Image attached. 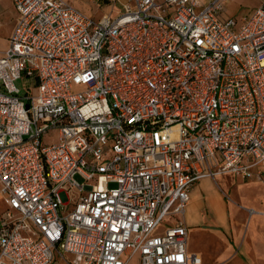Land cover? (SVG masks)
Instances as JSON below:
<instances>
[{"label": "built area", "instance_id": "2783aa9c", "mask_svg": "<svg viewBox=\"0 0 264 264\" xmlns=\"http://www.w3.org/2000/svg\"><path fill=\"white\" fill-rule=\"evenodd\" d=\"M108 2L11 0L0 264H201L194 184L264 179V0Z\"/></svg>", "mask_w": 264, "mask_h": 264}, {"label": "rangeland", "instance_id": "374dc122", "mask_svg": "<svg viewBox=\"0 0 264 264\" xmlns=\"http://www.w3.org/2000/svg\"><path fill=\"white\" fill-rule=\"evenodd\" d=\"M75 6L82 9L84 12L88 14H92L94 16H100L105 12H108L109 9L112 8L113 3L108 4V0H69ZM258 3V0H226V10L228 14L235 13V14H244L247 13L249 10H252L253 7ZM11 0H0V51L3 50L7 45V37L11 31V28L14 24L15 20V11L13 6L11 5ZM118 5L117 1L115 2ZM16 85L20 88L21 92L24 91L22 82L20 80L16 81ZM54 133H51L53 136ZM74 178L78 182H82L83 179L79 174H75ZM231 178L229 175L222 176V178L217 177L213 180V185L218 188L221 192V196L223 199L224 207L234 206L239 214L242 215L245 213L246 210L242 209L245 207L243 204H247V202H252L253 204H257L260 200V194L263 190L264 179L263 181L256 182V181H247L241 180L237 177ZM112 185V184H111ZM204 203L206 205V210L204 214L206 220H212L215 223L217 221V214L214 212V209L210 205V201L208 199V192L204 191ZM240 200V201H239ZM190 202V201H189ZM243 207H241V206ZM2 206V199L0 194V209ZM235 230L241 232L244 225V222L236 218L234 221ZM205 229L207 228H215V225H211V223L204 224ZM194 230V229H193ZM211 232V231H210ZM194 239L192 241V246L194 249H200L205 252L207 257L212 256V250L215 248V256L211 259L203 258V264H225V262H217L218 255L220 254L224 241H221L219 238L214 239L213 235L208 233H195L192 232ZM232 235V232H231ZM232 239H236L234 236ZM231 242V241H230ZM240 238L234 240L233 250L236 251V258L231 257L229 258V264H251L248 258L247 253L244 250V246L239 244ZM215 245V246H214ZM235 255V254H234ZM235 259V260H234ZM131 264H134L135 261H130ZM226 263V264H227ZM52 264H68L62 257L57 256Z\"/></svg>", "mask_w": 264, "mask_h": 264}, {"label": "crops", "instance_id": "0c3cea01", "mask_svg": "<svg viewBox=\"0 0 264 264\" xmlns=\"http://www.w3.org/2000/svg\"><path fill=\"white\" fill-rule=\"evenodd\" d=\"M222 176L223 175L219 177L222 178ZM229 177L236 179L232 176ZM247 181L260 182L258 180ZM204 191L208 192V199H213L215 202L214 203L211 200L210 205L218 216V223H215L209 219L206 220V217H204V211L206 210V205L204 203ZM259 197L260 200L257 202V204L247 202V204H243L245 207L240 205L243 207L242 209L246 210L245 213L240 215L239 211H237L233 205H228L227 208L226 206L224 207L221 192L213 185L212 178L206 177L195 183L190 191V202L186 207L183 217L188 230L187 251L189 253L198 255L201 258V264H203V258L211 259L213 256H215V248L212 250V256L207 257L204 251L200 249H194L192 246V241L194 239L192 232L195 231V233H208L213 235L214 239L219 238L221 241H224V243H222L223 248L220 254L217 256V262L220 263L226 261V264L229 258H236V251L233 250L234 248L231 243H234V240L240 238L239 244L244 246V250L248 255L250 263L264 264V185ZM236 218L241 220V222H244L245 226L241 232L235 230L234 221H236ZM207 223L215 225V228L205 229L203 226ZM233 236L236 239L233 240Z\"/></svg>", "mask_w": 264, "mask_h": 264}, {"label": "bare ground", "instance_id": "6f19581e", "mask_svg": "<svg viewBox=\"0 0 264 264\" xmlns=\"http://www.w3.org/2000/svg\"><path fill=\"white\" fill-rule=\"evenodd\" d=\"M212 201H213V199H212ZM214 202V201H213ZM215 203V202H214Z\"/></svg>", "mask_w": 264, "mask_h": 264}]
</instances>
